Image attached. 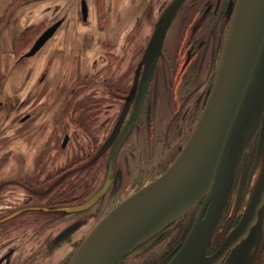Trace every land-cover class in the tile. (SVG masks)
Masks as SVG:
<instances>
[{
	"label": "rangeland",
	"instance_id": "374dc122",
	"mask_svg": "<svg viewBox=\"0 0 264 264\" xmlns=\"http://www.w3.org/2000/svg\"><path fill=\"white\" fill-rule=\"evenodd\" d=\"M80 1L83 0H0V216L23 204L22 194L28 190L25 183L35 170L45 167L40 182L44 175L51 178L57 173V165L63 166L64 171L67 160L84 154L90 138L97 145L103 140L117 113L118 106L114 104L120 103L121 93L131 83L132 72L163 7L169 2L84 0L88 17L83 21ZM61 18L63 23L52 36L35 53L26 56L38 37ZM184 19L185 13L179 16L173 28H179ZM170 42L165 45L167 50ZM167 55L164 51L161 67L166 66ZM214 66V63L211 69L207 63L203 66L201 80L210 77L206 86L211 82ZM206 70H209L208 75ZM116 86L119 89L116 90ZM108 103L113 104L110 110H106ZM24 117L28 118L22 120ZM192 123L193 119L190 127ZM66 133L70 134V139L63 148L61 142ZM184 143L179 148L178 142L173 144L170 148L173 156L169 160H174ZM254 152L255 142L245 166L237 168L210 251L221 243L241 216ZM105 169L103 155L95 162L87 157L77 167L66 171L71 177L63 182L62 190L70 188V193L61 203L83 200L89 189H94L103 178ZM156 174L147 175L145 180ZM90 177L97 180L96 185L90 186L87 181ZM50 182L46 180L41 189L45 191ZM132 191L127 188L110 193L102 207L93 208H97L99 214L88 219L75 237L84 238L91 225ZM42 192H37L36 202L47 201L53 193L42 196ZM29 216L26 224H22V220L0 222V247L15 236L23 238L20 248H26L25 256L36 237L41 242L40 249L44 247L43 239L45 235L51 236L54 223L38 222L39 216L33 213ZM63 224L65 219H62ZM65 251L62 249V255ZM144 257L146 253L134 251L122 264H141ZM253 264H264V240Z\"/></svg>",
	"mask_w": 264,
	"mask_h": 264
},
{
	"label": "water",
	"instance_id": "95a60500",
	"mask_svg": "<svg viewBox=\"0 0 264 264\" xmlns=\"http://www.w3.org/2000/svg\"><path fill=\"white\" fill-rule=\"evenodd\" d=\"M182 1L173 0L165 8L145 49L134 114L139 111L155 69L165 31ZM82 8L85 19L84 0ZM59 24L56 21L48 27L26 56L35 53ZM254 142L241 216L216 250L207 254L234 183L237 165L241 160L244 167ZM116 148L114 144L109 167ZM105 189L106 184L84 203L61 210H84ZM200 201L189 232L167 264H253L264 240V0L235 1L210 92L172 163L105 213L75 247L67 263L119 264Z\"/></svg>",
	"mask_w": 264,
	"mask_h": 264
},
{
	"label": "flooded vegetation",
	"instance_id": "af4514ba",
	"mask_svg": "<svg viewBox=\"0 0 264 264\" xmlns=\"http://www.w3.org/2000/svg\"><path fill=\"white\" fill-rule=\"evenodd\" d=\"M172 1L169 0L163 7L158 20ZM235 1H182L165 31L155 69L141 98L139 111L134 114L140 80L144 71V63H141V59L156 28V23L147 45L132 72L131 83L125 92L121 93L120 103L114 104L118 106L117 113L99 145L90 138L91 142H87V150H84V154H76L71 160H67L64 171L61 170L63 166L57 165V173L52 175L51 178L49 175H44L41 182L40 177L45 167L41 168V170H35V173L30 174V181L25 183L28 190L22 194L24 196L23 204L0 216V222L7 220L9 223L11 221L15 223L18 220H22L24 221L22 224H26L28 223L27 218L33 213L39 216L38 222L52 221L55 230L51 236L45 235L43 239L44 247L40 249L41 242L36 237L32 240L33 246L28 252L29 254L25 256L23 253L26 248H20L23 238L20 236L12 237L9 243L0 247V264H15V262L17 264H22V262L24 264H68L69 256L83 238L78 236L76 238L75 235L82 230L83 226L87 225L88 219L90 220L99 214L97 208L93 209L95 206L98 208L99 206L102 207L103 202L107 200L110 193L116 194L119 190L127 188L133 191L137 190L155 179L169 167L172 163V160L169 159L173 156V151L170 152V148L177 142V148H179L181 143L187 140L210 92ZM85 4L87 14L84 19L82 1H80L83 21L87 20L88 17V7L86 2ZM184 13L185 19L181 26L173 28L175 21ZM57 21H60L57 26L58 29L63 23V19L61 18ZM168 41L171 42L170 48L167 50L165 45H167ZM164 51L165 55L168 53L165 68L161 67L163 62L160 61ZM205 63L210 69L213 63L215 65L213 74L211 73L213 77L208 86L206 84L210 77L208 76V81L200 78V75L205 71L203 69ZM206 73L208 75L209 70H206ZM117 89H119V86H116ZM116 90L113 92L116 93ZM112 105V103H108L106 110H110ZM27 118L24 117L22 120ZM192 119L193 125L190 127ZM123 130H127V132L123 133ZM122 136L124 137L120 140ZM184 136L185 139H181ZM69 139L70 134H64L61 142L63 148L67 146ZM114 144L117 146L116 156L111 167H109V157ZM103 155L106 160V169L103 178L98 182L97 186L94 189L91 187L92 189H89L86 197L79 202L71 204L61 203L65 201L63 198H66L68 193H70V188L65 189L64 192L62 190L63 182L71 177V174L66 171L77 167L87 157H91L95 162ZM239 165L242 166L241 160L237 168ZM154 172L158 174L145 180L147 175H151ZM93 174H96V171ZM46 180L51 182L44 191L40 186L45 184ZM87 181H89L90 186H94L97 183L94 177H90ZM104 184H106L105 191L90 207L78 211L61 210V207H72L84 203ZM38 191H43L41 193L42 196L53 193L47 201L41 203L35 201ZM200 205L201 201L133 250L132 252L146 253V257L143 258L141 264H167L184 241ZM13 212L16 213L12 217L2 220ZM62 219H65V224L63 225ZM158 236L162 237L154 245L146 248ZM212 238L207 248V254H212L218 247L214 246L210 251ZM62 249L66 250L64 255H62ZM19 254H22V256H19ZM125 258L119 264H122Z\"/></svg>",
	"mask_w": 264,
	"mask_h": 264
}]
</instances>
